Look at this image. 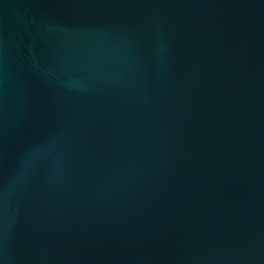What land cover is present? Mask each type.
Segmentation results:
<instances>
[{"label": "water", "instance_id": "obj_1", "mask_svg": "<svg viewBox=\"0 0 264 264\" xmlns=\"http://www.w3.org/2000/svg\"><path fill=\"white\" fill-rule=\"evenodd\" d=\"M0 264H264V0H0Z\"/></svg>", "mask_w": 264, "mask_h": 264}]
</instances>
